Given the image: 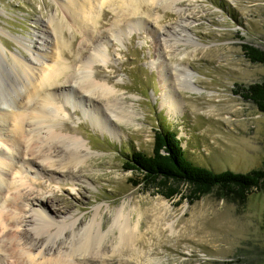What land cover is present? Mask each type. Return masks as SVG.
<instances>
[{"label": "rangeland", "instance_id": "374dc122", "mask_svg": "<svg viewBox=\"0 0 264 264\" xmlns=\"http://www.w3.org/2000/svg\"><path fill=\"white\" fill-rule=\"evenodd\" d=\"M65 1L0 0V42L7 48L6 54L32 61L11 36L26 40L36 50L35 41L57 14L58 22L51 27H61L58 36L67 47L52 46L42 37L50 44L48 55L53 51L60 56L57 58L71 65V72L72 67L81 66L94 47L83 41L71 22L62 19ZM155 1L145 0L134 8L136 11L130 9L136 12L130 17L138 26L132 33H117L128 13L125 7L119 8L122 5L118 2L101 6L99 19L89 22L98 43L107 47L104 51L109 60V67L93 70L96 79L116 87L113 90L119 91L120 104L130 112L127 119L120 118L121 122L109 111L103 116L100 111L106 103L93 96V102L79 97L67 102L57 93L55 103L63 119L58 131L84 139L87 149L82 152L89 159L58 177L60 189L47 182L38 165L26 164L22 178L46 197H52L54 189L61 202L49 203V207L58 222L82 221L81 229L100 208L107 232L113 226L114 213L123 207L131 214L132 223L139 221L131 247L119 245L116 231L105 239L102 257L109 264H264V189L248 195L243 205L227 201L216 192L190 205L180 198L167 200L142 185L134 187V181L141 180L142 175L125 166L134 152L152 155L156 131L166 129L177 134L190 161L215 173L247 174L264 167V114L234 92L238 86L264 78V65L248 61L242 48L250 45L264 51V0H177L169 8L171 0ZM121 10L124 14L119 15ZM7 61L0 55V73L10 70ZM55 62L50 57L47 62L33 61L41 68ZM181 64L194 74L202 93L173 87L172 67L180 68ZM163 68L172 79V96L182 105L175 116L161 108L162 78L158 71ZM60 80L54 86L61 89L68 85L66 78ZM81 92L77 88L75 94L80 96ZM91 105H95L103 125L94 123L88 110ZM52 156L61 159L64 154ZM39 183H45L48 189H41ZM60 239L70 242L71 238ZM64 247L60 245L55 255ZM88 257L89 264H99L93 254ZM13 262L8 257L5 264Z\"/></svg>", "mask_w": 264, "mask_h": 264}, {"label": "bare ground", "instance_id": "6f19581e", "mask_svg": "<svg viewBox=\"0 0 264 264\" xmlns=\"http://www.w3.org/2000/svg\"><path fill=\"white\" fill-rule=\"evenodd\" d=\"M152 1L156 3L155 0ZM116 2L122 5L120 9L125 7L124 11L128 12L124 14L122 10L119 11V15L124 14V26L116 32L118 35H124L127 30L132 33L138 26L137 22L130 17L134 12L129 11L137 9L136 6H141L145 0H66L63 2L62 7L66 14L62 19L71 22L72 27L83 36V41L91 43L94 47L91 49L90 56L77 67L79 69L74 67L73 70L72 67L73 72L70 69L71 65L69 67L61 58H57L60 56L56 57L53 51L50 52L51 56L48 55L51 50L49 42L52 46H59L60 49L62 46L67 47V43L63 40L61 42L58 36L61 27H51L58 22L57 14L51 16L50 26L48 24L41 33L42 37L50 41L47 42L48 40L44 41L42 37H38L35 41L36 50H33L26 40L11 36L18 46L31 55L32 61L22 55L11 54L9 57L8 53L6 54L7 48L0 42V55L8 59L10 66V70L7 69L6 73H0V264H5L8 257L14 259L13 264H89L91 261L89 254L96 256L95 258L100 260L99 264H109L102 257L103 245L109 234H114L116 231L119 245L131 247V242L139 232V221L132 223L131 214L126 213L124 207L114 213L113 226L107 232L104 231L105 223L100 208L97 209L93 220L81 229L79 227L82 221L58 222L55 219V212L49 207V203L53 204L57 201L56 204L59 205L61 202L54 189L52 197H46L42 192L36 193L35 185L29 184L22 178L26 172V164L38 165L44 172L47 182L59 188L62 183L58 181V177L66 176L71 166L79 168L89 159V155L83 153V150L87 149L84 139L67 136L62 131H58L62 127L60 124L62 117L59 116L61 109L56 107L55 103L57 93H61L67 102L77 97L82 101L93 102L95 98L105 102L106 108L100 111L103 116L106 111L119 121L129 116L130 112L125 111L124 104H120L119 91L113 90L116 87H110L107 81V83L98 81L93 71L96 67H109V60L104 51L107 47L98 43L89 22L94 23L95 19H99L97 12L101 6H111ZM175 2L177 0L168 2L167 8ZM118 23L116 22L114 26ZM181 28V32L185 33L184 28L182 26ZM164 32L169 34V31ZM180 40L179 37L177 42ZM49 57L50 61L56 60L54 64L49 65V68H41L33 63V61L47 62ZM179 67H172L171 76L174 80L168 77L165 68L158 71V75L162 78L160 80L163 91L161 108H166L168 113H173V116L179 113L182 105L178 98L172 96L169 81L172 80L175 83L173 87L176 86L178 89L185 88L197 94L204 91L196 85L197 79L187 67L183 64ZM61 78H66L68 85L65 84L59 89L54 84L60 82ZM77 88L82 90L80 96L75 94ZM209 96L211 97V94ZM91 106L88 110L90 115L93 113L91 117L94 123L103 125L100 114L95 111V105ZM197 108L198 106L195 105V109ZM95 113L97 115H94ZM48 152L64 154V157L61 156V159H58ZM37 186L48 189L45 183H39ZM59 212L60 209H57L56 213ZM68 235L71 238L70 242L60 239L64 237L68 240ZM29 241L31 243L28 245ZM60 245L65 246V250L61 253L58 251V255H55Z\"/></svg>", "mask_w": 264, "mask_h": 264}, {"label": "trees", "instance_id": "16d2710c", "mask_svg": "<svg viewBox=\"0 0 264 264\" xmlns=\"http://www.w3.org/2000/svg\"><path fill=\"white\" fill-rule=\"evenodd\" d=\"M242 48L248 61L264 65L263 50L250 45ZM234 92L264 114V78L248 86H238ZM125 166L142 175L141 180L134 181V187L142 185L146 191L154 190L167 200L180 198L190 205L214 192L227 201L243 205L248 195L264 189V167L247 174L215 173L190 161L177 134L166 129L156 131L152 155L134 152Z\"/></svg>", "mask_w": 264, "mask_h": 264}]
</instances>
